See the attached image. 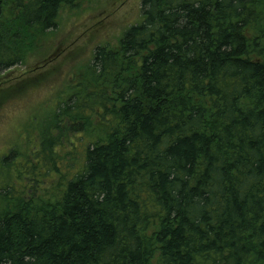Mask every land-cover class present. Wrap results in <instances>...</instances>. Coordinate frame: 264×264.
I'll return each instance as SVG.
<instances>
[{"label":"trees","instance_id":"obj_1","mask_svg":"<svg viewBox=\"0 0 264 264\" xmlns=\"http://www.w3.org/2000/svg\"><path fill=\"white\" fill-rule=\"evenodd\" d=\"M80 1L0 0V72L7 16L44 33ZM87 80L38 131V188L1 195L0 264H264V0H143Z\"/></svg>","mask_w":264,"mask_h":264},{"label":"rangeland","instance_id":"obj_2","mask_svg":"<svg viewBox=\"0 0 264 264\" xmlns=\"http://www.w3.org/2000/svg\"><path fill=\"white\" fill-rule=\"evenodd\" d=\"M142 4L143 0H81L74 8H64L57 27L44 33L27 28L13 16L4 19L10 29L8 42L22 62L0 72V212L6 206L1 197L5 191L15 188L26 198L38 188L29 179L34 174H30L33 161L29 162V156L33 157L40 145L38 131L54 118L57 103L64 101L70 90L89 83L87 69L96 48L118 49L126 30L142 23ZM98 126L106 129L101 123ZM71 141L73 145L59 151L68 161L69 152L78 143L75 137ZM5 158L8 161L4 163ZM42 172L41 167L36 196L59 179L51 171L47 177L41 176Z\"/></svg>","mask_w":264,"mask_h":264}]
</instances>
